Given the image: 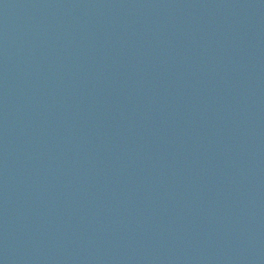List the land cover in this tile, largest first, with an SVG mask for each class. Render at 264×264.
I'll use <instances>...</instances> for the list:
<instances>
[{"label": "water", "instance_id": "1", "mask_svg": "<svg viewBox=\"0 0 264 264\" xmlns=\"http://www.w3.org/2000/svg\"><path fill=\"white\" fill-rule=\"evenodd\" d=\"M250 65L248 182L240 264H264V0H246Z\"/></svg>", "mask_w": 264, "mask_h": 264}]
</instances>
